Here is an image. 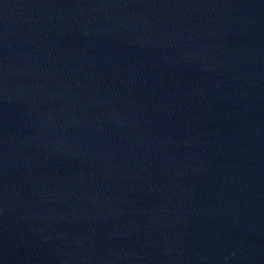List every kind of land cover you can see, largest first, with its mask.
<instances>
[{"label":"water","instance_id":"95a60500","mask_svg":"<svg viewBox=\"0 0 264 264\" xmlns=\"http://www.w3.org/2000/svg\"><path fill=\"white\" fill-rule=\"evenodd\" d=\"M0 264H264V0H0Z\"/></svg>","mask_w":264,"mask_h":264}]
</instances>
